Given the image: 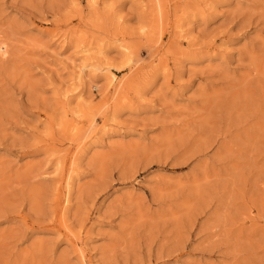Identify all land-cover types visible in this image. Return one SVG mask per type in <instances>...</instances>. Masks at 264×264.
I'll return each mask as SVG.
<instances>
[{"label": "rangeland", "instance_id": "rangeland-1", "mask_svg": "<svg viewBox=\"0 0 264 264\" xmlns=\"http://www.w3.org/2000/svg\"><path fill=\"white\" fill-rule=\"evenodd\" d=\"M0 264H264V0H0Z\"/></svg>", "mask_w": 264, "mask_h": 264}, {"label": "bare ground", "instance_id": "bare-ground-1", "mask_svg": "<svg viewBox=\"0 0 264 264\" xmlns=\"http://www.w3.org/2000/svg\"><path fill=\"white\" fill-rule=\"evenodd\" d=\"M68 192V191H67ZM68 199V198H67Z\"/></svg>", "mask_w": 264, "mask_h": 264}]
</instances>
